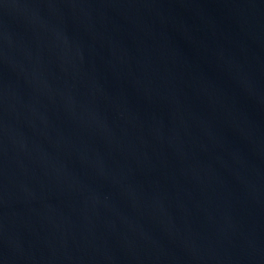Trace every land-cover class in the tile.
Instances as JSON below:
<instances>
[{"label":"water","instance_id":"95a60500","mask_svg":"<svg viewBox=\"0 0 264 264\" xmlns=\"http://www.w3.org/2000/svg\"><path fill=\"white\" fill-rule=\"evenodd\" d=\"M0 264H264V0H0Z\"/></svg>","mask_w":264,"mask_h":264}]
</instances>
